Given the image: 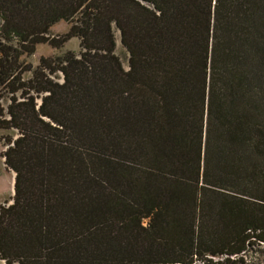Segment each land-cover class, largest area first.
<instances>
[{"label": "trees", "instance_id": "trees-1", "mask_svg": "<svg viewBox=\"0 0 264 264\" xmlns=\"http://www.w3.org/2000/svg\"><path fill=\"white\" fill-rule=\"evenodd\" d=\"M1 131L4 264H264V0H0Z\"/></svg>", "mask_w": 264, "mask_h": 264}, {"label": "rangeland", "instance_id": "rangeland-1", "mask_svg": "<svg viewBox=\"0 0 264 264\" xmlns=\"http://www.w3.org/2000/svg\"><path fill=\"white\" fill-rule=\"evenodd\" d=\"M71 25L67 24L65 21H61L56 26L53 27L52 33L50 34L51 38L53 39H59L62 37L63 34H67L70 30ZM120 33L116 31V39L118 42V51L117 54L121 55V44H120ZM81 50L80 46V40L77 38L72 39L69 41L66 45H64L60 49H56L51 47L49 44H42L39 45L36 49L35 54L32 56H24L23 59L27 63H31L32 66L35 68L40 64V60L42 57H48L53 58L57 56H61L63 53L67 52H75L76 54H79ZM30 76V74L28 75ZM8 132L1 131L0 132V205L5 204L6 201H8L13 195L14 192V179L15 175L13 171L9 170L4 162L5 160L2 158V154L5 151L4 144L1 141V137L7 135ZM0 264H4L0 260Z\"/></svg>", "mask_w": 264, "mask_h": 264}]
</instances>
